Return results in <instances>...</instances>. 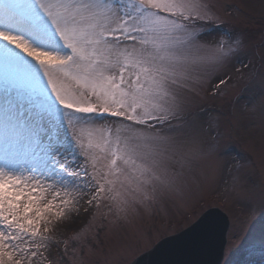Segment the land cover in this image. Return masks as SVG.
Returning <instances> with one entry per match:
<instances>
[{"label": "snow or ice", "instance_id": "6c2138e0", "mask_svg": "<svg viewBox=\"0 0 264 264\" xmlns=\"http://www.w3.org/2000/svg\"><path fill=\"white\" fill-rule=\"evenodd\" d=\"M222 23L207 0H0V264H69L93 245L82 213L102 231L178 191L169 161L212 155L187 117L242 51L204 39ZM247 107L264 128V94Z\"/></svg>", "mask_w": 264, "mask_h": 264}, {"label": "rangeland", "instance_id": "374dc122", "mask_svg": "<svg viewBox=\"0 0 264 264\" xmlns=\"http://www.w3.org/2000/svg\"><path fill=\"white\" fill-rule=\"evenodd\" d=\"M207 2L223 23L211 26L204 39L214 42L231 33L243 42L240 54L202 85L187 117L189 124L208 130L214 152L207 159L169 161L170 167L183 172L178 191L150 207L130 211L123 219L109 217L111 222L102 231L98 225L103 210L95 219L91 213H82L74 229L84 230L93 245L69 264H78L80 255L84 264H110L120 258L130 264L161 238L191 225L214 206L230 220L223 264H264V128L247 107L264 94V0ZM220 79L228 80V86L220 85ZM100 120L114 123L116 118ZM73 234L66 232L65 237ZM53 252L54 264H63L55 248Z\"/></svg>", "mask_w": 264, "mask_h": 264}, {"label": "water", "instance_id": "95a60500", "mask_svg": "<svg viewBox=\"0 0 264 264\" xmlns=\"http://www.w3.org/2000/svg\"><path fill=\"white\" fill-rule=\"evenodd\" d=\"M228 229V217L219 209H211L190 228L163 239L136 260L141 264H171L165 258L171 255L174 264H221Z\"/></svg>", "mask_w": 264, "mask_h": 264}, {"label": "bare ground", "instance_id": "6f19581e", "mask_svg": "<svg viewBox=\"0 0 264 264\" xmlns=\"http://www.w3.org/2000/svg\"><path fill=\"white\" fill-rule=\"evenodd\" d=\"M213 223V222H212ZM214 246L217 248V244H214ZM133 253V252H132ZM131 255V253H128V256H130ZM166 259H169V262H171V264H174L175 263V259L171 256V255H169V256H166L165 257Z\"/></svg>", "mask_w": 264, "mask_h": 264}]
</instances>
